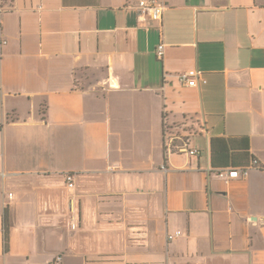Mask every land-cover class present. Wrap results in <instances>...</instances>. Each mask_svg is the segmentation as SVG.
<instances>
[{"label":"crops","instance_id":"0c3cea01","mask_svg":"<svg viewBox=\"0 0 264 264\" xmlns=\"http://www.w3.org/2000/svg\"><path fill=\"white\" fill-rule=\"evenodd\" d=\"M162 1L0 0V264H264V0Z\"/></svg>","mask_w":264,"mask_h":264},{"label":"built area","instance_id":"2783aa9c","mask_svg":"<svg viewBox=\"0 0 264 264\" xmlns=\"http://www.w3.org/2000/svg\"><path fill=\"white\" fill-rule=\"evenodd\" d=\"M134 6L140 13L141 16L150 18L154 21H161L166 5L162 0H132ZM7 43V40L0 27V45ZM165 44L161 43L156 49V54L159 59L164 57ZM180 81L188 86H198L201 82H205L202 77V73L199 70L192 69L185 71L179 75ZM191 136L182 135L176 132H172L167 126L165 127L164 134V146L167 154L170 153H188L190 155L199 154L200 150L191 145ZM250 166L241 168H231V169H217L216 173L219 177L224 179L229 183L234 178L244 177L248 174ZM66 181L69 189L73 190L75 188V175L73 173H67ZM72 228H76V224L72 222ZM180 234V231L176 235ZM174 235H169L172 239ZM61 255L56 257L54 264H60Z\"/></svg>","mask_w":264,"mask_h":264},{"label":"trees","instance_id":"16d2710c","mask_svg":"<svg viewBox=\"0 0 264 264\" xmlns=\"http://www.w3.org/2000/svg\"><path fill=\"white\" fill-rule=\"evenodd\" d=\"M253 163H255V160H253V162H252V166H253ZM257 164L255 163V166H256ZM245 167H247V166H245Z\"/></svg>","mask_w":264,"mask_h":264}]
</instances>
